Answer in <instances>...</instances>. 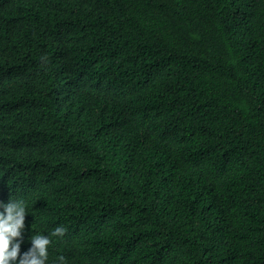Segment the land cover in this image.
<instances>
[{
  "label": "trees",
  "instance_id": "obj_1",
  "mask_svg": "<svg viewBox=\"0 0 264 264\" xmlns=\"http://www.w3.org/2000/svg\"><path fill=\"white\" fill-rule=\"evenodd\" d=\"M67 264H264V0H0V201Z\"/></svg>",
  "mask_w": 264,
  "mask_h": 264
},
{
  "label": "clouds",
  "instance_id": "obj_2",
  "mask_svg": "<svg viewBox=\"0 0 264 264\" xmlns=\"http://www.w3.org/2000/svg\"><path fill=\"white\" fill-rule=\"evenodd\" d=\"M24 199L9 198L0 201V264H67L66 257L58 254L49 261V246L53 237H62L66 228L55 226L50 234L34 232L28 239L30 246L21 252L27 213Z\"/></svg>",
  "mask_w": 264,
  "mask_h": 264
}]
</instances>
